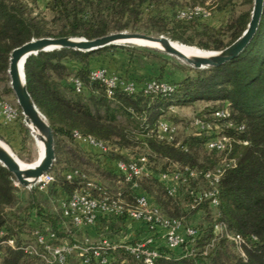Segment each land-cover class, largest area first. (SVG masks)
Segmentation results:
<instances>
[{
    "label": "trees",
    "instance_id": "1",
    "mask_svg": "<svg viewBox=\"0 0 264 264\" xmlns=\"http://www.w3.org/2000/svg\"><path fill=\"white\" fill-rule=\"evenodd\" d=\"M38 2L0 0V72L3 74L7 73L11 51L34 38L92 40L108 35L112 29H124L111 26L123 19H133L142 7L174 6L169 0H45L42 7ZM248 3L253 5V0ZM226 4L217 2V11L227 10ZM44 11L51 20L45 18ZM250 13L251 10L233 15L221 28L199 24L198 16L183 21L171 20L169 24L149 19L148 34L168 36L173 41L192 46L195 43L183 35L189 31L198 32L201 37L196 44L198 48L208 52L220 51L242 35ZM48 24L57 29L56 35L44 32ZM96 69H107L108 74L132 83L135 92L118 89L112 96H107L104 85L90 79V72ZM188 69L194 70L177 66L168 56L155 50L113 45L85 53L69 49L40 52L25 61L27 92L53 132L55 161L49 173L53 176V172L60 168L66 172L46 187L47 193L37 187L25 189L26 206L21 209L18 208L21 188L14 184V177L0 164V232L3 233L0 241L8 238L15 241L14 248L0 245L1 264H32L31 261L48 264L39 256L23 252V245L28 243L21 234L27 224L33 232L37 229L53 232L58 240L59 237L76 235L77 229L71 224L67 229L61 208L56 211L55 206L60 203L59 197L66 199L80 189L78 185L90 182H86L84 174L77 169L81 167L80 160L101 166L106 174L117 180L118 187L114 190L98 186L101 191L110 196L120 193L131 203L137 192L143 191L162 217L179 220L184 228L191 227L196 231V235L188 237L178 249L165 250L168 259L159 258L155 264H264V3L256 32L242 52L221 66L201 71L196 69L195 75L189 74ZM176 72L181 74L180 78L171 75ZM72 79L81 82L80 92L75 90ZM150 81L165 82L174 89L165 95L144 94L142 88ZM196 102L205 104L190 123L199 119L211 124V129L198 130L190 124L193 131L183 140L179 139L178 132L174 140L160 138V122L174 126L165 119L166 114L172 115L174 106L194 105ZM223 109L228 110L229 118H216L215 112ZM0 125L18 127L21 134L18 153H21L25 147V128L16 124V120L6 126ZM74 132L103 142L108 150L105 153L87 150L73 136ZM221 135L239 142L233 145L228 156L236 161V166L227 169L216 186L217 206L213 207L210 199L193 203L191 192L211 189L202 177L188 180L178 187L175 196H169L160 176L184 167L203 172L216 169L224 153L208 150L206 143L211 137ZM65 142L74 148L65 149L62 146ZM199 148L208 155L204 166L198 164L196 151ZM140 150L144 151L140 156L146 158L148 176L134 180L137 188L133 187L134 182H125L119 173L106 168L102 162L103 157L112 162H129L132 159L125 160L123 153L136 154ZM160 161H164L160 170L153 172L152 163ZM154 173L158 174V183L165 197L175 203L174 212L166 211L163 200L139 185L143 178L155 177ZM67 174L73 175L71 180L66 179ZM198 213L203 215L202 222L192 225L191 220ZM123 220L125 217L103 218L101 238H114ZM218 223L226 226L228 234L243 239L244 257L233 241L226 237L215 238L213 227ZM112 254L113 264L122 261L142 264L123 248H117ZM74 256L82 264L77 252L69 258Z\"/></svg>",
    "mask_w": 264,
    "mask_h": 264
},
{
    "label": "built area",
    "instance_id": "2",
    "mask_svg": "<svg viewBox=\"0 0 264 264\" xmlns=\"http://www.w3.org/2000/svg\"><path fill=\"white\" fill-rule=\"evenodd\" d=\"M195 16L208 17L209 13L199 7H194L183 11L180 18L191 19ZM90 79L98 81L105 87L107 96H112L115 91L121 89L126 93L135 92V86L132 83L123 82L118 76L110 75L104 69H96L90 72ZM71 83L77 92H80L82 85L78 79H72ZM174 87L165 82L150 81L147 82L142 91L144 94H169ZM214 116L219 119L229 118L227 109L216 111ZM17 114L7 105L0 103V124L9 125L15 122ZM192 126L198 130H210L211 124L204 123L199 119L194 120ZM217 129L218 127L215 126ZM177 133L175 126L167 122H160L158 124V134L160 138L167 140H174ZM73 136L77 140L87 142L89 145L95 146L106 152L108 147L103 143L94 140L91 137H82L77 132ZM239 140L227 136H213L207 143L208 150H213L218 153H224L221 164L214 170L210 171H195L187 167L181 168L178 171L170 174H162L160 180L165 186L169 196H175L180 185L186 183L188 180L202 177L210 186V190L201 193L191 192L193 196V203L199 204L203 199H210L213 207L217 206L216 199L217 188L222 175L229 168L236 166V161L229 158V153L232 151L233 145ZM246 144V142H243ZM118 173L124 178L125 182H134L135 179L148 176L146 170V158L144 156L132 159L129 162L118 161L116 164ZM72 174H67L66 179L71 180ZM54 181L50 173H46L39 177L30 187L32 189L37 187L39 190L45 189L50 183ZM15 185H18L16 182ZM133 187L137 188L136 182ZM93 189L98 191L97 196L92 192ZM60 208L63 218L69 222L75 229H85L94 226L98 220L99 214L110 218L125 217L126 220L137 221L144 224L149 230H156L158 228L164 231L162 239L164 245L160 246L153 238L136 241L133 243L115 245L107 240H101L98 243H93L88 237H83L81 241L72 240L67 243H57V236L51 231L36 230L33 232L35 244H26L23 246L25 253L29 255L39 256L48 264H66L69 257L77 252L82 264H113V252L117 248H123L135 260L142 264H155L159 258L168 259L169 255L165 250L172 251L178 249L183 245L188 237H194L196 231L189 227L184 228L179 220L167 219L160 215L158 209L151 205L147 197L136 196L133 203H127L120 193L115 196H110L106 192L101 191L100 188H95L91 182L86 183V188L81 191L73 193L70 197L60 201ZM183 233H180V230ZM215 238L226 237L233 241L239 253L244 257L242 251L243 239L239 235H230L227 233V228L224 224L218 223L213 227ZM3 233L0 232V237ZM0 245H6L10 248L15 247V241L11 238L1 240ZM1 264V251H0ZM120 264H125L122 261Z\"/></svg>",
    "mask_w": 264,
    "mask_h": 264
},
{
    "label": "rangeland",
    "instance_id": "3",
    "mask_svg": "<svg viewBox=\"0 0 264 264\" xmlns=\"http://www.w3.org/2000/svg\"><path fill=\"white\" fill-rule=\"evenodd\" d=\"M38 1H39L38 2L39 5L42 7L45 0H38ZM169 2L174 3V6L163 5V6H159L158 8H155V7H150V8L142 7V9L140 8L139 14L136 17H133V19H130L128 21L123 19L120 22L115 23L111 26L113 28H115V27L121 28L122 27L124 29H122V30L112 29L110 33L126 32V33H137V34H144V35H150V36L157 37V35H155V34H148L149 29H150L149 19L154 20V21L157 20L163 24H169L171 22V20L183 21L185 19L180 18V14L183 11H186V10L194 8V7L202 8L209 13L208 17H203V16L197 17L199 24H208V26H210L212 28H221L222 26H225L226 23L229 22L230 18L233 15L236 16L241 12H246V11L252 10V5H250L248 3V0H224V2L221 0H216V3H215V0H169ZM217 2L219 4L220 3H227L226 5H227L228 9L223 10L222 12L217 11V9H216L217 8ZM44 13H45L44 14L45 18H47V20H51L50 15L46 11H44ZM166 30H167V28H166ZM44 32H47L50 35H56L58 31L54 26H52L51 24L50 25L48 24V26L45 28ZM165 37H167L172 42L181 43L179 41L171 40L168 36H165ZM43 38H56V37H43ZM183 38L191 39L195 43L191 47L200 49V48H198V46H196V44L199 43V41L201 40V37L198 35V32H192V31L186 32L183 35ZM34 39H36V38H34ZM113 46H117V47L123 46V47L136 48V49L144 48V47H140L137 45H131V44H121V45H113ZM187 46H189V45H187ZM150 50H152V49H150ZM200 50H203V49H200ZM204 51H208V50H204ZM136 54H138V53L136 52ZM161 54H163V53H161ZM166 56H168V55H166ZM168 57L170 59H172L173 62L177 66L191 68V67L187 66L185 63H183V61L178 59V58L171 57V56H168ZM151 60H155V58L151 57ZM8 64H9V60H8ZM192 69H194V68H192ZM104 70L107 71V69H104ZM195 70L196 69H194V70L188 69L187 72L191 75H195V72H196ZM197 70L201 71L204 69H197ZM173 72H175V70ZM110 75H113V74L110 73ZM171 75L174 78H179V76H177L176 74L175 75L171 74ZM0 103L7 105L10 109H12L17 114L16 124H19L20 126H23L25 128V135H24L25 147H24V150L21 153L14 152L4 140H2L1 138H0V140L5 145H7L10 148V150L12 151V153L23 163H26V164L35 163L37 161L38 153H39L38 141L35 138L34 133L32 131H30L29 127H27L28 124L26 125L24 122V118L21 114V110H20V108L16 102V98H15V96H14V94L10 88L8 74L7 73L3 74L2 72H0ZM204 104L205 103H203V102H196L194 105L174 106L173 107L174 113L172 115L170 113L166 114L165 119L168 121H171L174 124V126L177 129L178 137L180 140L181 139L183 140V138L187 134H190L193 131V128L190 125L191 124L190 121L192 120V118L195 115H197L203 109ZM62 146L67 150H72L74 148L68 142L63 143ZM196 152L198 154V164L203 165V166L206 165L207 161H205V158L208 155L203 150V148H199ZM142 154H144V151L140 150L136 154L125 152V153H123V156H124L125 160H128V159L137 158ZM115 162H118V161H115ZM162 162H164V161H160L159 163H152L151 167L153 166L152 167L154 169L153 172H156V170H157V173H158V171L160 170V165L162 164ZM80 163H81V167H79L77 169H79L84 174V176L86 178V182L90 181L91 183L94 184L95 188H99L98 186H105V187L109 188L110 190H114L116 187H118L117 180L113 176H111L110 174H106V172L103 171L101 166L98 167L96 164H93V163L90 164L84 160H80ZM65 172H66V169H61V168L58 169L57 171L53 172L54 179L57 180L58 177H62V175ZM154 176L156 178L153 176L143 178L142 180L139 181V183H140L139 185L142 186V188L144 187V188H146V190L153 192L154 196H157L159 199L163 200L164 205L167 207V209H165L166 211L174 212L176 210L175 203L165 197L164 191L162 190L160 184L158 183V179H157L158 174L154 173ZM19 187L21 189L19 191V199H20L19 204L20 205H18V208L24 209L26 206V200H27V191L25 189H27V188L23 189V187H21V186H19ZM77 187L80 188L78 190H81V189L86 188V184L85 185L80 184V186L78 185ZM78 190H76V191H78ZM92 193L95 196H97L98 191L96 189H93ZM61 200H63V198L62 199L59 198V201H61ZM59 204L60 203H58V205L55 206L56 211H58L60 208ZM163 212L165 213L164 210H163ZM202 218H203V215L201 213L196 214L191 220L192 225L196 226V225L200 224L202 222ZM29 221L31 222V218ZM64 225L70 226V224L67 221L65 222ZM69 228L70 227H68L67 229H69ZM76 231H77L76 235L74 233V235L72 237L74 240L81 241L85 231L83 229L76 230ZM21 236H22V239L26 243L31 244V245L35 244L34 236H33V230L28 224H27V226L24 227V232L21 234ZM63 239H65V238L59 237V240L57 243L63 242ZM70 241H72V240H69V242ZM23 246H25V245H23ZM23 252H24V250H23ZM31 263L36 264L37 262L31 261ZM67 264H80V262H79L78 258H76L74 256V257H71L68 259Z\"/></svg>",
    "mask_w": 264,
    "mask_h": 264
},
{
    "label": "water",
    "instance_id": "4",
    "mask_svg": "<svg viewBox=\"0 0 264 264\" xmlns=\"http://www.w3.org/2000/svg\"><path fill=\"white\" fill-rule=\"evenodd\" d=\"M264 0H253L250 19L245 31L231 45L220 51H212L202 56H185L175 50L167 37L150 36L137 33L117 32L96 39L86 40L84 38L59 37L33 39L13 49L10 53L8 64V78L10 88L16 98L21 110L25 124H30V131H38V136L43 143V154L38 163L20 166L16 156L10 148L0 140V164L14 177L16 183L23 187H30L39 177L49 173L54 161V138L53 132L46 118L39 112L33 100L27 92L24 78L25 61L32 55L40 52L69 49L78 52H91L112 45L129 44L131 39H140L150 43H156L161 49L146 45L140 47L152 49L165 55L183 60L187 66L194 69H206L218 67L235 58L246 47L253 38L258 27ZM133 45V44H131ZM23 60L19 69V63ZM28 127V126H27Z\"/></svg>",
    "mask_w": 264,
    "mask_h": 264
},
{
    "label": "crops",
    "instance_id": "5",
    "mask_svg": "<svg viewBox=\"0 0 264 264\" xmlns=\"http://www.w3.org/2000/svg\"><path fill=\"white\" fill-rule=\"evenodd\" d=\"M177 76H181L179 72L175 73ZM0 138L4 140L8 146L14 151L19 152L20 150V141H21V134L20 130L16 125H11L10 127H4L0 125ZM81 144L84 145V147L87 150H93L95 152L99 153H105L99 148L89 145L87 142L79 140ZM102 162L105 165L106 168H109L111 170H114L118 173L116 164L117 162L109 161L108 158L103 157ZM44 193H47V188L41 190ZM137 196H145L146 194L143 191H138ZM60 198V197H59ZM65 199L64 196H61V199ZM135 198V197H134ZM125 200V199H124ZM127 203H131L129 200H125ZM103 218H110L107 216H103L99 214L98 220L94 226L87 227L84 229L83 237H88L91 242L98 243L101 240H107L112 244L115 245H123L128 243H133L136 241L145 240L147 238H153L156 243L160 246L164 245V241L162 239V236L164 234V231L160 228L156 230H149L144 224L137 221H131V220H123L121 224L118 225V234L112 238V239H106L101 238V231H102V219ZM180 233H183V230H180ZM69 240H73L72 236H68L65 239H63V242L61 243H67Z\"/></svg>",
    "mask_w": 264,
    "mask_h": 264
},
{
    "label": "bare ground",
    "instance_id": "6",
    "mask_svg": "<svg viewBox=\"0 0 264 264\" xmlns=\"http://www.w3.org/2000/svg\"><path fill=\"white\" fill-rule=\"evenodd\" d=\"M127 42H129V44H133V45H146V46L156 47V48L161 49V46L159 44L150 43V42L143 41V40H140V39H131V40H128ZM170 44L175 50H177L178 52L184 54L185 56H202V55H207L209 52H212V51H209V52L208 51H203V50L191 47V46L183 45V44H180V43H177V42L175 43V42H172V41H170ZM22 62H23V60H21V62L19 63V69H20V67L22 65ZM28 127L31 129V125L30 124H28ZM32 132L34 133L35 138L37 139L38 145H39V153H38L37 161L35 163H32V164L36 165L38 163L39 159L42 157V154H43V143H42V141L40 140V138L38 136V131L33 130ZM17 161L19 162L20 166L29 165V164L23 163L18 158H17Z\"/></svg>",
    "mask_w": 264,
    "mask_h": 264
}]
</instances>
